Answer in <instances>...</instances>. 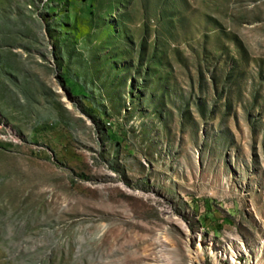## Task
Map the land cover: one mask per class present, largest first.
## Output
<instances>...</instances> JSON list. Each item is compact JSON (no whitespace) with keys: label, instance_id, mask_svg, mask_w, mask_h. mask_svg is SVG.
<instances>
[{"label":"rangeland","instance_id":"1","mask_svg":"<svg viewBox=\"0 0 264 264\" xmlns=\"http://www.w3.org/2000/svg\"><path fill=\"white\" fill-rule=\"evenodd\" d=\"M264 264V0H0V264Z\"/></svg>","mask_w":264,"mask_h":264},{"label":"bare ground","instance_id":"2","mask_svg":"<svg viewBox=\"0 0 264 264\" xmlns=\"http://www.w3.org/2000/svg\"><path fill=\"white\" fill-rule=\"evenodd\" d=\"M200 253H201V248L200 247H198L197 249H196V253H195V261H196V263L197 264H202L201 263V256H200Z\"/></svg>","mask_w":264,"mask_h":264}]
</instances>
